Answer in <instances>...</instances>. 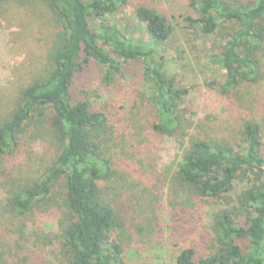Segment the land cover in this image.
Segmentation results:
<instances>
[{
    "label": "trees",
    "instance_id": "16d2710c",
    "mask_svg": "<svg viewBox=\"0 0 264 264\" xmlns=\"http://www.w3.org/2000/svg\"><path fill=\"white\" fill-rule=\"evenodd\" d=\"M9 2L20 8L44 4L57 28L44 75L20 89L12 112L0 118V220L14 222L19 241L35 212L56 208L62 211L59 234L46 242L36 235V242L50 247L59 264H135L130 261L129 213L120 199L126 176L118 160L122 150L113 145L115 127L110 115L86 100H74L71 88L74 76L90 62L104 68L102 82L108 86L119 71L118 60H146L149 88L142 103L154 123L139 128L135 146L145 149L152 134L175 140L180 160L165 177L171 209L209 210L204 246L175 250L173 264H264L263 131L244 104L245 87L264 77L259 57L264 0H186L189 29L204 36L230 29L209 58L224 72L219 93L231 101L232 112L219 120L221 126L208 122L206 128L181 108L185 90L167 76L163 58L156 59L173 34L166 16L137 6L133 18L144 39L134 41L122 27L104 24L105 16L128 0H0V10ZM222 127L226 135L216 137L213 131L220 133ZM237 182L245 187L233 207L224 201ZM152 220H140L142 233H150Z\"/></svg>",
    "mask_w": 264,
    "mask_h": 264
},
{
    "label": "rangeland",
    "instance_id": "374dc122",
    "mask_svg": "<svg viewBox=\"0 0 264 264\" xmlns=\"http://www.w3.org/2000/svg\"><path fill=\"white\" fill-rule=\"evenodd\" d=\"M228 1L245 4L251 0ZM185 5L186 0H128L124 8L106 15L104 24L122 27L126 38L135 41L143 38L142 27L133 18L137 6H147L166 16L173 34L156 59L163 58L167 76L174 78L176 86L185 90L181 108L187 111L192 122H202L201 128L210 126L208 122L213 123L212 126H221L219 120L232 112V106L231 101L219 93L224 72L213 66L209 57L224 44L230 29H219L209 36L189 29L184 23ZM56 32L52 15L42 3L25 4L20 8L9 2L1 8L0 118L12 112L20 89L44 75L48 65L47 51ZM259 57L264 75V51ZM118 62L119 71L108 86L102 82L104 68L90 62L74 76L71 95L74 100H86L93 108L110 115L115 127L113 145L117 144L122 150L118 160L126 176V190L120 199L129 213L126 221L131 239L130 261L135 264H173L177 250L192 246L200 250L204 246L209 231V210L199 206L177 212L171 209L170 184L165 177L170 176L180 160L175 140L152 134L145 149L135 146L139 128L154 123L147 105L142 103L149 88L145 75L150 65L146 60ZM245 88V112L262 128L260 155L264 158V77L259 83ZM225 130L222 127L217 130L220 133L212 131L216 137H221ZM35 149L41 152L38 145ZM140 164L144 165V170ZM244 187L237 182L224 202L237 206L235 197ZM2 199L0 190V207ZM61 214L62 211L56 208L45 214L35 212L24 223L26 237L22 241L14 234V222L0 220V264H59L50 247L36 242V235L46 242L59 234ZM151 217L150 233H142L140 229L144 222L140 220ZM173 244L176 245L174 249Z\"/></svg>",
    "mask_w": 264,
    "mask_h": 264
}]
</instances>
